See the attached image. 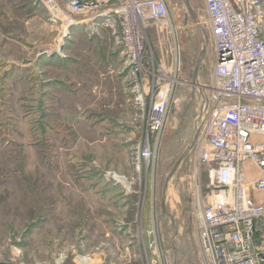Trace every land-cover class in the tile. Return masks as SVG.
Returning <instances> with one entry per match:
<instances>
[{
  "label": "rangeland",
  "instance_id": "obj_1",
  "mask_svg": "<svg viewBox=\"0 0 264 264\" xmlns=\"http://www.w3.org/2000/svg\"><path fill=\"white\" fill-rule=\"evenodd\" d=\"M53 1L0 0V264H155L152 216L170 262L198 264L189 214L194 186L200 202L210 193L195 141L214 58L202 0H188L198 27L183 0H168L171 22L185 24L175 38L185 82L155 160L139 167L138 147L154 141V82L174 62L171 37L146 31L133 75L113 18L93 13L75 24ZM257 18L264 36V2Z\"/></svg>",
  "mask_w": 264,
  "mask_h": 264
},
{
  "label": "built area",
  "instance_id": "obj_2",
  "mask_svg": "<svg viewBox=\"0 0 264 264\" xmlns=\"http://www.w3.org/2000/svg\"><path fill=\"white\" fill-rule=\"evenodd\" d=\"M205 25L214 58L207 80L210 95L201 102L195 141L196 158L208 166L210 191L200 202L198 187L191 192L189 220L194 232L198 264H264V36L257 11L264 0H202ZM168 0H56L60 13L74 16L97 13L107 6L120 29V43L130 71L140 69L143 43L149 29L166 30L171 37L174 62L170 72L161 68L147 131L152 146L137 149L136 164L154 161L169 116L171 96L185 82L178 32L185 24L171 22ZM185 7V5H184ZM188 12L186 7L183 11ZM202 20L198 18V27ZM164 36V33H163ZM164 42V41H163ZM173 69L174 76L170 75ZM176 76V77H175ZM168 185V183H167ZM166 187V186H165ZM166 193V188H165ZM164 196L166 198V194ZM149 245L155 264H172L161 246L157 224ZM152 244V245H151Z\"/></svg>",
  "mask_w": 264,
  "mask_h": 264
},
{
  "label": "water",
  "instance_id": "obj_3",
  "mask_svg": "<svg viewBox=\"0 0 264 264\" xmlns=\"http://www.w3.org/2000/svg\"><path fill=\"white\" fill-rule=\"evenodd\" d=\"M183 1H184V4L186 5V8H187L188 12L190 13V15H191V17H192V22H193L194 24H198V16L196 15V13H194V12L192 11V9H191V7H190V4H189L188 0H183ZM206 45H207V44H205V45L203 46V49H202V51H201V53H200L199 59H198L197 64H196V66H195V69H194V72H193V79H194V81H197V78H198V72H199V68H200V64L202 63V61H203V59H204L205 50H206ZM194 141H195V139H193V141H192V143H191V146H192V144L194 143ZM191 146L189 145L188 148H190ZM181 160H182V157H181V159H179V161H177V162L175 163V165H174L173 168L171 169V171H170V173H169V175H168V177H167L166 183H167L168 180H170V178H171L172 175L174 174V172H175L176 168L178 167V165L180 164ZM165 188H166V187H165ZM164 190H165V189H164ZM164 193H165V191H163V196H162V198H161V210H162V212L166 215L165 196H164Z\"/></svg>",
  "mask_w": 264,
  "mask_h": 264
},
{
  "label": "bare ground",
  "instance_id": "obj_4",
  "mask_svg": "<svg viewBox=\"0 0 264 264\" xmlns=\"http://www.w3.org/2000/svg\"><path fill=\"white\" fill-rule=\"evenodd\" d=\"M105 13V15L104 16H106V15H110L111 13L109 12V9L107 8V6H104V7H101L99 10H98V13L100 14V13ZM54 13V12H53ZM68 14L71 16V17H73L71 20L75 23L76 21H77V19L79 18V16H74V15H71L69 12H68ZM53 17H54V15H53ZM99 17V16H98ZM64 35H65V33H64ZM167 189H168V187H167ZM169 191V190H168ZM167 193V192H166ZM177 197V196H176ZM178 199V198H177ZM86 259H80V263L81 264H86Z\"/></svg>",
  "mask_w": 264,
  "mask_h": 264
},
{
  "label": "crops",
  "instance_id": "obj_5",
  "mask_svg": "<svg viewBox=\"0 0 264 264\" xmlns=\"http://www.w3.org/2000/svg\"><path fill=\"white\" fill-rule=\"evenodd\" d=\"M183 3H184V1H183ZM185 5V4H184ZM185 7H186V5H185ZM187 9V8H186ZM188 11V10H187ZM98 13V12H97ZM189 13V12H188ZM189 15H190V13H189ZM197 15V14H196ZM198 16V15H197ZM98 16H97V14L95 15V17H92V19L91 20H93V19H95V18H97ZM190 21L192 22V17H191V15H190ZM100 20V19H99ZM81 22H76L75 24H80ZM193 23V22H192ZM181 24V23H180ZM115 38V37H114ZM162 214L163 215H165L163 212H162Z\"/></svg>",
  "mask_w": 264,
  "mask_h": 264
}]
</instances>
